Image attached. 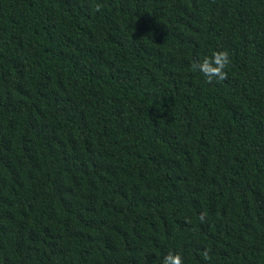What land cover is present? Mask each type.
<instances>
[{"label":"trees","instance_id":"trees-1","mask_svg":"<svg viewBox=\"0 0 264 264\" xmlns=\"http://www.w3.org/2000/svg\"><path fill=\"white\" fill-rule=\"evenodd\" d=\"M170 252L264 264V0H0V264Z\"/></svg>","mask_w":264,"mask_h":264},{"label":"clouds","instance_id":"clouds-1","mask_svg":"<svg viewBox=\"0 0 264 264\" xmlns=\"http://www.w3.org/2000/svg\"><path fill=\"white\" fill-rule=\"evenodd\" d=\"M96 11H100V6H96ZM230 63V56L227 51L214 52L211 57L204 58L202 63H194V70L201 72L208 83L222 81L227 78V73L224 71L225 67ZM204 213L200 215L201 222L205 219ZM203 258L209 260L207 251L203 253ZM163 264H183V259L179 254L169 253L163 260Z\"/></svg>","mask_w":264,"mask_h":264}]
</instances>
